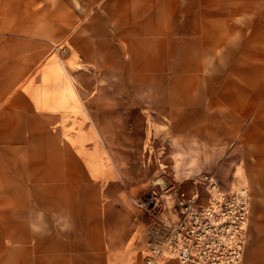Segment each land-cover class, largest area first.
<instances>
[{
    "label": "rangeland",
    "instance_id": "obj_1",
    "mask_svg": "<svg viewBox=\"0 0 264 264\" xmlns=\"http://www.w3.org/2000/svg\"><path fill=\"white\" fill-rule=\"evenodd\" d=\"M155 1L117 0L114 9L103 11L94 0H70L69 10L55 12L73 22L64 35L49 41L41 39L44 41L30 46L0 43L4 57L15 49L22 50L21 65L0 67V117L11 124L31 123V129L42 125L51 135L50 141L58 146L57 152L46 150L37 157V165L48 178L34 180L35 191L27 200L30 207L23 208L24 212L29 210L23 220L25 230L12 228L7 233L6 225L13 222L11 212L0 210V264L13 260H21L18 264H68L70 259L93 256L83 247L108 243L106 233L111 226L135 228L131 245L147 235V247L140 252L145 258L150 222L135 208L133 200L166 185L179 209L180 193L200 188L198 180L208 173L227 190H249V232L243 264H252L251 251L264 243V169H202L199 156L180 154L179 143H174L172 115L161 114L153 103L152 91L158 82L143 89L130 82L135 72L129 43L135 35L131 33V37L125 31L131 25L139 28L143 22H153L150 28L158 27L166 34L161 53L152 51L140 60L145 64L147 78L155 82L159 66L167 67L176 49L172 43L174 27L169 22H213L218 27L237 22L238 17L223 10L220 3L199 7L181 0L182 9L191 10L189 15L175 11L171 0ZM0 10L7 15L14 10L13 4L0 0ZM101 18L108 22H99ZM95 23L100 24L101 33L91 27ZM77 33L83 39L81 49L74 41ZM223 35H215L210 45L219 56L226 48L225 44L218 47ZM147 37L152 39V33ZM260 45L264 48V43ZM209 56L199 61L211 65ZM26 103L32 105H20ZM81 133H96L107 152L105 158L110 159L107 173L98 179H93L87 170L82 176L75 167L69 171L64 168V147L78 156L82 144L71 139H78ZM94 146V140L83 142L85 149L92 150ZM259 159L257 154L244 157L251 163ZM55 198L56 208L52 207ZM254 211L258 217L256 227L251 220Z\"/></svg>",
    "mask_w": 264,
    "mask_h": 264
},
{
    "label": "crops",
    "instance_id": "obj_2",
    "mask_svg": "<svg viewBox=\"0 0 264 264\" xmlns=\"http://www.w3.org/2000/svg\"><path fill=\"white\" fill-rule=\"evenodd\" d=\"M5 1L13 4L14 10L8 11L7 15L1 14L0 10V43H13L20 47L22 44L35 45L36 42L64 35L67 27L73 24L71 19L66 21L55 13L69 10L70 0ZM94 1L103 11L114 9L113 4L117 2ZM134 1L126 0V3ZM160 1L163 0H156L155 3ZM188 1L199 7L203 4L213 7L220 3L223 10L238 17L237 22H225L218 27L213 22H169L174 27L172 43L176 49L172 62L169 61L167 67L159 66L155 82L147 78L145 64L140 60L152 51L161 53L162 37L166 34L158 27L150 28L153 22H143L144 26L139 25V28L130 24L131 27L125 29L131 37L135 35L129 43L131 68L135 72L130 82L138 89L158 82L157 88L152 91L153 103L161 114L172 115L173 138L175 146L179 143V153L199 156L202 169H264V48L260 45L264 43V0ZM171 3L175 11L191 14L190 9H182L181 0H171ZM99 22L108 21L101 18ZM91 27L96 33L102 31L98 23L91 24ZM151 33L152 39L147 37ZM220 33L224 35L218 47L225 44L226 48L219 56L213 53L210 45L214 36ZM81 39L82 36L77 33L74 41L79 49ZM209 54L211 65H203L199 59L208 58ZM21 59V49H15L5 57L0 54V67H16L21 65ZM7 120L0 117V142L3 143L0 146V204L3 205H0V210L9 209L11 212L9 218L13 222L6 225L7 233H11L12 228H26L23 220L29 210L24 212L23 208L30 207L27 200L35 191L34 180L48 178L37 165V157L46 150L57 152L58 146L50 141L52 137L42 125L37 124L31 129V123L11 124ZM26 132L30 133L26 135ZM85 140L95 141L92 150L83 147ZM71 141H80L82 146L77 151L78 156L68 146L64 147L63 165L66 171L75 167L83 176L87 170L93 179L107 173L110 159L108 156L105 158L107 152L96 133L87 136L81 133L78 139ZM248 154L259 155V162L245 161L244 157ZM226 155L230 157L225 160L222 157ZM52 205L56 208L57 198ZM251 220L256 227V211L252 213ZM135 231L131 227L111 226L106 233L108 243L83 247L92 251L93 256L89 254L70 259L68 264H147L140 252L143 253L147 247L148 237L146 235V239L142 237L138 243L131 245ZM88 243L91 246V242ZM107 245L109 249H106ZM251 253L254 255L252 264H264V243ZM9 262L18 264L21 260ZM162 264L179 262L167 258Z\"/></svg>",
    "mask_w": 264,
    "mask_h": 264
},
{
    "label": "built area",
    "instance_id": "obj_3",
    "mask_svg": "<svg viewBox=\"0 0 264 264\" xmlns=\"http://www.w3.org/2000/svg\"><path fill=\"white\" fill-rule=\"evenodd\" d=\"M198 184L200 188L180 193L179 209L166 185L133 200L150 222L147 264H162L167 258L179 264H243L249 190H227L209 173Z\"/></svg>",
    "mask_w": 264,
    "mask_h": 264
},
{
    "label": "bare ground",
    "instance_id": "obj_4",
    "mask_svg": "<svg viewBox=\"0 0 264 264\" xmlns=\"http://www.w3.org/2000/svg\"><path fill=\"white\" fill-rule=\"evenodd\" d=\"M244 258V257H243Z\"/></svg>",
    "mask_w": 264,
    "mask_h": 264
}]
</instances>
